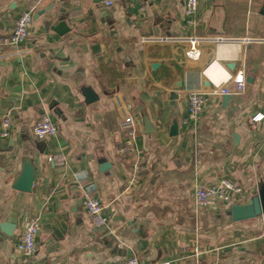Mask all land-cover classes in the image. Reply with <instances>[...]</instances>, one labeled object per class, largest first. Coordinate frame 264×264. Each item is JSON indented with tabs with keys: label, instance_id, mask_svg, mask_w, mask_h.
I'll list each match as a JSON object with an SVG mask.
<instances>
[{
	"label": "crops",
	"instance_id": "crops-1",
	"mask_svg": "<svg viewBox=\"0 0 264 264\" xmlns=\"http://www.w3.org/2000/svg\"><path fill=\"white\" fill-rule=\"evenodd\" d=\"M107 1L0 0V37L33 10L28 41L0 48V264H264L263 215L235 221L231 205L194 202L197 186L224 177L244 188L236 204L264 185V118L253 120L264 114V0H198L195 26L184 0ZM189 36L198 59L186 55ZM241 70L245 91L224 103L213 90ZM189 90L208 96L197 123L182 122ZM44 113L58 133L40 139ZM128 113L136 129L122 152ZM26 172L35 181L21 191ZM90 183L106 226L85 207ZM32 215L38 248L25 257ZM192 245L198 259L184 252Z\"/></svg>",
	"mask_w": 264,
	"mask_h": 264
},
{
	"label": "built area",
	"instance_id": "built-area-1",
	"mask_svg": "<svg viewBox=\"0 0 264 264\" xmlns=\"http://www.w3.org/2000/svg\"><path fill=\"white\" fill-rule=\"evenodd\" d=\"M108 5L112 4V1H107ZM186 22L190 26H195L197 23L196 15L198 12V0H184ZM33 22V10H27L23 12L16 20L13 28L6 34L0 37V48L6 46H19L28 41L31 35V25ZM189 48L186 51V55L191 59H198L201 56L200 38L197 36H189ZM249 39H247L248 41ZM234 87L231 88V85ZM246 88V80L244 71H239L235 76L220 88L213 90L216 94H229V93H243ZM188 112L183 117V123H197L200 115L204 112L208 96L198 90H189L187 92ZM131 107L129 103H126L124 111ZM264 118V114L258 113L253 116L254 121H259ZM2 136H8L10 134V128L12 126V118L10 115H6L1 123ZM122 128L125 131L130 132L131 137L126 141V145L121 149L122 152H127L129 146L133 144L136 118L133 114L128 113L122 122ZM33 133L37 138L47 139L55 136L58 133V128L49 114L44 113L33 124ZM140 162L136 161L134 166V175L131 182L136 181L137 173L140 169ZM96 190V186L90 183L85 189V207L88 213L96 220L99 226H106L109 222L107 215L105 214V205L100 197L93 194ZM244 188L228 177H224L209 185H199L195 188L194 202L198 208H206L211 206H222L236 204L239 196L243 194ZM264 226V220H263ZM41 229V219L39 215L30 216L26 227L23 231L21 239L18 243V250L25 257L33 256L38 248L37 238ZM184 252L187 257H195L198 259L202 253L201 248L198 245L184 247ZM116 264H141L140 260L131 256L118 261ZM158 264H170L168 261H164ZM207 264H219L217 261H208Z\"/></svg>",
	"mask_w": 264,
	"mask_h": 264
},
{
	"label": "water",
	"instance_id": "water-1",
	"mask_svg": "<svg viewBox=\"0 0 264 264\" xmlns=\"http://www.w3.org/2000/svg\"><path fill=\"white\" fill-rule=\"evenodd\" d=\"M262 13H264V9L262 10ZM231 97V94H224V103H227ZM33 181H35V178H33L29 172H26L22 179L16 184V188L21 191H30ZM226 214L231 216L235 221L254 218L258 215L264 216V185L260 187L259 194L254 196L249 202L229 206L226 209Z\"/></svg>",
	"mask_w": 264,
	"mask_h": 264
}]
</instances>
